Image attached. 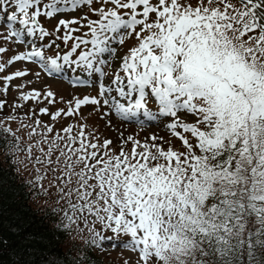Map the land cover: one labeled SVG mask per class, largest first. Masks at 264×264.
Returning a JSON list of instances; mask_svg holds the SVG:
<instances>
[{"label": "snow or ice", "instance_id": "1", "mask_svg": "<svg viewBox=\"0 0 264 264\" xmlns=\"http://www.w3.org/2000/svg\"><path fill=\"white\" fill-rule=\"evenodd\" d=\"M0 162V264H264V0H0Z\"/></svg>", "mask_w": 264, "mask_h": 264}, {"label": "trees", "instance_id": "2", "mask_svg": "<svg viewBox=\"0 0 264 264\" xmlns=\"http://www.w3.org/2000/svg\"><path fill=\"white\" fill-rule=\"evenodd\" d=\"M0 168L5 170V173L9 171V166L7 163L0 162ZM11 175L16 176L15 183L10 185L11 188H17L18 186L22 185L23 178H21L18 174L14 172H12ZM20 203L21 201L18 199H14L11 193L6 188L4 192L5 207H12L15 209ZM25 204H26V208L24 209V211H27L28 209H30V212L28 214L31 218H33L37 222L43 220L44 221V224L42 225L43 227H47L51 229L55 228V224L58 222L57 219L55 217H53L52 219H48L47 217H45V212L50 211L48 207L36 205V200L31 195H28V198L25 201ZM56 239L57 241H59L60 237L57 236ZM73 243L75 242L74 241L69 242V239L65 238L64 243L60 245V251L61 252L67 251L68 247ZM75 256H76V249L73 248L72 254L69 255L68 259L71 261L75 258ZM96 260L101 261L102 264H106L104 258L101 257L100 255L96 256Z\"/></svg>", "mask_w": 264, "mask_h": 264}, {"label": "rangeland", "instance_id": "3", "mask_svg": "<svg viewBox=\"0 0 264 264\" xmlns=\"http://www.w3.org/2000/svg\"><path fill=\"white\" fill-rule=\"evenodd\" d=\"M17 67H19V65H17ZM31 67L35 68V66H31ZM54 87L60 88L61 90H64L66 93L67 91H70V89H68L66 84L54 83ZM12 95H15V93H13ZM163 134L164 133H161V135ZM36 205L47 207L42 203V201H37V200H36ZM69 242H71V240H69ZM124 255L127 256L128 253L125 252ZM100 256L104 258L106 264H121L122 261V257L119 254V250L112 251L109 249L108 252Z\"/></svg>", "mask_w": 264, "mask_h": 264}]
</instances>
